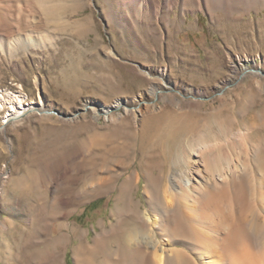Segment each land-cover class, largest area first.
Returning <instances> with one entry per match:
<instances>
[{"label": "rangeland", "instance_id": "obj_1", "mask_svg": "<svg viewBox=\"0 0 264 264\" xmlns=\"http://www.w3.org/2000/svg\"><path fill=\"white\" fill-rule=\"evenodd\" d=\"M2 1L0 23L21 27L0 24V264H79L103 234L124 245L202 140L240 161L258 143L245 175L264 191V0ZM246 226L241 257L264 264V230Z\"/></svg>", "mask_w": 264, "mask_h": 264}, {"label": "bare ground", "instance_id": "obj_2", "mask_svg": "<svg viewBox=\"0 0 264 264\" xmlns=\"http://www.w3.org/2000/svg\"><path fill=\"white\" fill-rule=\"evenodd\" d=\"M46 1H48L50 9L57 5V3L53 5L54 3L49 2V0ZM9 2L10 5L6 4L9 7L6 6L5 11H8V8L13 6L11 1ZM49 3H52V5ZM2 5H5V3ZM44 5L46 6L45 2ZM1 8L0 5V12L2 11ZM46 8L48 7L46 6ZM10 10L13 9L11 8ZM13 11H15V8ZM53 11L55 12V10ZM1 14L4 15L3 12ZM14 14L8 15L11 19L10 24L13 27H19V22L16 25L11 22L12 19L14 21V17L12 18ZM9 18L6 16V20ZM4 23L0 24L4 26ZM3 36H0V44L6 40ZM21 38L22 36L19 34L10 40L9 43H17ZM24 38L28 39L29 37L25 35ZM11 103L16 107L21 104V100L16 97ZM255 144L249 145V148L246 150V156L241 161L232 159V156L229 157L231 154L228 153L230 154L228 156L221 149L222 147H218L215 143L205 142V140H202L197 148L194 146L190 147V153L195 154L196 157L192 161L186 158L184 168L175 170L168 175L164 191H161L163 194L160 195L159 187L154 186L153 190L151 189V196L148 198L149 208L146 211H136L133 215V209L131 207L128 209V215H133L135 230L127 234L124 245L118 243L116 248L111 249V240L107 239V234H103V238L96 237L93 246L86 243L90 240H86V242H82L77 248V262L83 264L84 258L86 260L90 258L89 260H91L92 264H252L251 259L245 258L244 260L241 257L243 250H245L249 242L243 237L247 245L242 247L243 244H240L238 241L240 238L238 237L239 239H237L236 232L239 235V230L237 229L242 230L244 229L240 228L242 225H248L254 237H259L264 230V191L260 190L257 192L254 188V175H245L248 169H251V166L255 167L254 165H256L254 158L260 147L258 148V143ZM239 156L241 155L238 154ZM239 183L243 184L240 188H238ZM231 192L237 195V197H235L234 205H232V216H229L227 214L229 205L227 204L229 193ZM121 214L127 215L123 211ZM248 226L246 227L248 228ZM70 228L71 233L77 231V228L73 225ZM233 233L237 240L232 235ZM254 237L253 239L257 238ZM183 238L192 239L198 243L192 248L193 255L185 250L186 248L177 247V244ZM252 243L261 248L264 247V240H253ZM107 246L110 248L109 255L105 257L107 259L95 263L97 260H95L96 258L93 255L107 249ZM251 246H248V248H251ZM187 247L189 248V246ZM250 248L248 249L249 252L251 250L255 251V247L253 249ZM248 258L252 257L248 256ZM50 264H55V262H51ZM254 264L257 263L255 262Z\"/></svg>", "mask_w": 264, "mask_h": 264}]
</instances>
